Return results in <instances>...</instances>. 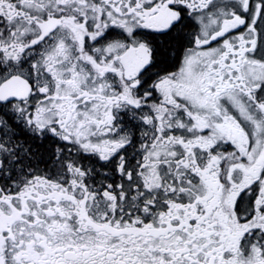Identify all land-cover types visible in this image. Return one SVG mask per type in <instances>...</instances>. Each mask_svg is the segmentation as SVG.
Returning <instances> with one entry per match:
<instances>
[{
    "label": "snow or ice",
    "instance_id": "1",
    "mask_svg": "<svg viewBox=\"0 0 264 264\" xmlns=\"http://www.w3.org/2000/svg\"><path fill=\"white\" fill-rule=\"evenodd\" d=\"M0 264H264V0H0Z\"/></svg>",
    "mask_w": 264,
    "mask_h": 264
}]
</instances>
